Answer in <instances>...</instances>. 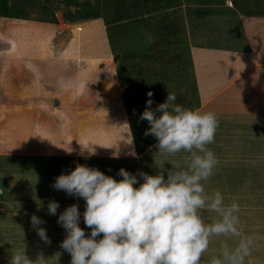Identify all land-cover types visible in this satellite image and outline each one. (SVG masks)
<instances>
[{
	"label": "crops",
	"instance_id": "obj_1",
	"mask_svg": "<svg viewBox=\"0 0 264 264\" xmlns=\"http://www.w3.org/2000/svg\"><path fill=\"white\" fill-rule=\"evenodd\" d=\"M172 3L170 5V2L165 1L166 7L163 9L167 12L181 9L184 11L183 15H188L186 13L188 9L197 7L188 0H174ZM238 4L236 9L234 8L236 11L241 10L240 7H242ZM215 6L213 8L218 9V6ZM144 18L148 16L144 15ZM163 19L164 17L153 18L151 25H167ZM244 20L251 29L244 31V36L248 37L245 39L249 48L240 51L242 47L239 48V46L236 47L238 52L234 53L238 54L237 58L242 55L250 59V62L234 77L227 74V69H223L219 75L214 76L212 81L216 83L213 87L215 92H212L209 97L207 94L200 95L201 79L197 78L198 88L197 85L196 88L199 90L195 95L197 94L196 98H198L199 94L200 100L194 109L214 112L218 119L215 141L208 145L214 152L218 163L213 175L203 182L205 191L212 193L219 190L224 196L225 204L233 202L239 204L238 229L242 236L253 238L255 236L251 255L246 258L245 264H264V197L262 192L253 198L254 204L246 206L243 203L242 206L240 202L251 198L253 194L244 192L247 198H242L241 190L239 194L235 189H228L225 193L222 188H219L221 185L217 183L218 181H215L218 177L219 179L220 177L221 179L233 178L234 172L240 166L254 171V163H259V165L261 161L264 163V21L261 19L254 21L258 22L251 28L247 16ZM246 24L242 23L244 26ZM144 25H148V22ZM236 25L241 27L238 22ZM140 26L137 24L135 29L143 33L144 27L141 30ZM55 37L57 38V34L54 31L49 41L53 43ZM158 39L164 42V38L158 37ZM171 41L175 40L171 37ZM48 43L43 44L50 47ZM257 43L261 46H257ZM27 45L26 49L0 52V57H2L0 63V139L3 138L0 141V171L6 174L3 177L6 180L4 186L10 191V193L2 191L0 194V220L4 219L0 222V264H9L11 253L19 247H26L27 254L32 258L42 252L48 258V264H70V254L67 252L68 255H65L66 251L60 247L65 237L56 236V234L64 235L66 231L60 230L63 227L57 223V220L59 214L72 204H78L83 213L85 201L82 198L69 196L64 191L56 190L53 187L56 177L74 170L77 164L98 168L116 179L122 178L118 176L121 168L133 174L147 172L151 175L165 170L166 175V170L172 165H178L180 168L186 167L185 157L188 153L180 152L175 156L162 154L155 147L158 141L144 153H137L125 99L121 92L126 93V88L121 85L117 75V69L125 67L127 59L124 61L122 56H119V60L115 61L109 44H106L105 52L90 55L78 54V51L75 53L57 51L52 48L41 50L39 47L33 50L31 45L29 48ZM198 48L201 54L197 53ZM202 48L192 45L188 48L187 52L192 65L193 59L197 62L199 56L203 54L206 56L212 50L202 51ZM137 53L132 52L127 55L134 59ZM219 53H221L220 50H215V55ZM212 59L208 57V60ZM67 63L69 64L66 67L71 70V73L64 78L63 65ZM73 64L76 65L75 68ZM146 64L145 68H149L150 65ZM161 69L165 70L164 66L153 69L152 78H145L149 79L152 84H144L140 87L134 78H129L134 82V85L130 86L131 91L146 88L149 90L150 88L152 91L159 92L156 85H159ZM141 70L143 73L134 67L136 74L139 71L140 75L148 76L149 69ZM199 71L201 72L200 77L215 74L212 71L208 73L207 69ZM129 79H125L127 83H130ZM154 83L156 84L153 85ZM108 85H112L114 89H108ZM172 87L171 85V89ZM167 96L168 93L164 97L167 98ZM135 104L136 107H140L143 103L135 100ZM51 120L53 125L49 124ZM2 123L4 127L1 126ZM65 133H70L75 143L76 139H80L79 142L77 141L75 145L72 142L73 144L67 147V145H58V141L52 140L57 138V135L61 136ZM23 138L31 140L41 138V140L39 145L24 146L25 142L20 140ZM16 139L21 142H17ZM117 142H121L119 145L121 149H124L123 153L127 147H133L131 153L125 152L123 155L115 152L113 148H116ZM88 149L95 151V154L85 159L88 156ZM250 154L251 158L246 156ZM112 157L124 160L115 163L110 161ZM146 157L148 158L144 160ZM255 174L259 183H263L264 167L261 172L259 170ZM255 174L250 172L251 176ZM0 182L3 184L1 175ZM224 183L227 184L228 181ZM40 184H43L44 188L35 193L38 188L33 189V187ZM52 200L60 204L56 215H50L47 212L48 202ZM2 201L4 203L14 202V209L7 210L5 205H1ZM33 214L44 221L40 226L46 228L50 243L42 241L37 233H33L34 239L27 236L26 240L24 229L27 230V235L32 231L31 216ZM3 216L8 218H3ZM205 216L206 222H210L215 214L209 216L205 213ZM80 226L85 228L86 233L90 232L83 223V217H81ZM4 230H7L6 237L1 235ZM16 234L19 237L16 238ZM10 236L11 239L14 238L12 241ZM58 238L60 239L57 240ZM238 240L239 238L236 237H212L207 252L209 254L215 252V255H218L222 243L227 242L234 247ZM210 257L203 258L201 264H206Z\"/></svg>",
	"mask_w": 264,
	"mask_h": 264
},
{
	"label": "clouds",
	"instance_id": "obj_2",
	"mask_svg": "<svg viewBox=\"0 0 264 264\" xmlns=\"http://www.w3.org/2000/svg\"><path fill=\"white\" fill-rule=\"evenodd\" d=\"M147 95L140 116L150 126L145 136L156 138L155 147L162 154L188 153L186 167L171 164L166 175L165 170L151 175L121 168L122 178L116 179L98 168L77 164L60 174L53 187L85 201L83 213L72 204L59 214L57 223L66 231L60 247L70 254V264H201L212 237H236L234 247L222 243L219 254L206 264H245L254 238L242 236L238 229L239 204H225L219 190L207 193L203 183L218 163L208 147L215 141L216 114L185 108L170 92L165 102L153 108V93ZM94 154L88 149L85 159ZM59 208V202L52 200L47 212L56 215ZM205 213L215 216L206 222ZM81 217L90 232L80 226ZM43 223L39 216H31L37 235L50 243L46 228L40 226ZM9 264H48V258L42 252L32 258L26 247H19L11 253Z\"/></svg>",
	"mask_w": 264,
	"mask_h": 264
},
{
	"label": "rangeland",
	"instance_id": "obj_3",
	"mask_svg": "<svg viewBox=\"0 0 264 264\" xmlns=\"http://www.w3.org/2000/svg\"><path fill=\"white\" fill-rule=\"evenodd\" d=\"M17 1H18L17 6L20 8H24L27 11V13L31 15L30 16L31 20H34V21L37 20V22H40V23L41 21L38 20V17H41V16L49 17L44 11V8H45L44 3H48L50 7V11H49L50 14L52 13V10H54L56 17L58 18V25L57 27H55L56 30L54 29L55 34H57V38L55 37L53 39V43L52 41H49L50 47H48V45L43 44L44 38L43 40H38V43L40 44L38 45L32 41V38H35L34 36L39 34L40 32L42 35V31L39 30L41 25L32 24V23L28 25L25 24L27 29L26 28L24 29L22 26H19V24L24 23V22L12 23L11 25H7V24H2L1 22L2 18H0V28L2 27V25L3 27L1 29L7 27L8 33L10 34V35H6L5 37L6 39L5 38L3 39H5L9 43L11 42V45L15 47L14 49H10V50H19L21 48L26 49V45L28 44L27 48H29V46L31 45V49L33 50H36L39 47L41 50H44V48L50 50L52 48V50L53 49H56L57 51L64 50V51H68L71 53H75L76 51H78V54L83 53V55L85 54L90 55V54H94L98 52L103 53L106 51V48H107L106 44H109V37H108V30L105 29L106 27L104 25L102 18L89 20L87 22L79 21V22L74 23V22H69L65 20L64 12L67 11L68 6L62 0H47V1L30 0L29 2L27 0H17ZM165 1L167 0H164V2ZM188 1L189 2L192 1L193 4L197 6L195 9L192 8V9L187 10L186 13L189 16L183 15L184 11H182L181 9H176L173 12L170 11L171 13L169 11L167 12V10H164L165 9L164 7H166V4L165 6L158 7L157 11L155 10L157 16L153 18L156 19V18L164 17L163 20L166 21V24H167V25L157 26L158 31L162 33L163 35L164 41L166 40L165 38H168L167 35H170L173 32L174 33L170 37H172V39H174L175 41H170L169 43L161 42L158 39V37H161V36H159L157 31L154 32L152 27H150V33H146L142 36H137V35H140L141 32L140 33L137 32L136 29L133 30L132 34L128 35V38H127V35H125V36H121L123 37V39H119L121 38L120 36L118 38V36H115V34H113L112 41L115 44L114 46L116 47V50L120 54L130 55L132 54V52L133 53L138 52L137 57H134V59L130 58L127 55L126 56L127 62L125 64L126 68L125 67H123L122 69L120 68L121 70L124 69V72L125 71L128 72V73L126 72L124 75L126 76L127 79L134 78V80H136V84L139 85L140 87L143 86L144 84L145 85L152 84L149 81V79H145V78H152L153 69H155L156 67L164 66L165 70L161 69L159 73L160 74L159 85L157 84L158 90H160V92H163V93L168 91V93L170 92V93L175 94L176 103L184 106L185 108L190 109L194 105L197 106L200 100L199 94H198V98H196L197 94L195 95V93L198 92L197 90H199L197 89L198 85L196 84L197 78L198 80L201 79L200 80V90H199L200 95L202 94V96H204L207 94V97H209L212 94V92H215L213 91L214 89L213 87H215L214 85H216V83H213L212 81L214 76L219 75L223 69H227V74L230 77L231 76L234 77L250 62V59L244 58V56L242 55H240L237 58L238 54L234 52H238L236 51L237 49L236 47H239V46H240L239 48L242 47L240 51L245 50L246 48H249L247 45L248 42L246 41L248 37L244 36L245 35L244 31L246 30L249 31L251 29H249V26H247L246 22H244L245 21L244 19H245V16H247V19L249 20V24L251 25L250 26L251 28L254 27V25L257 24L258 22V21L257 22H254V21L258 19L259 20L261 19L264 21V18H260L264 16L262 15L264 13V0H238V1L221 0L222 3L220 0H188ZM199 3H202V4L200 5ZM237 4L238 6H242L240 7L241 10H237V11L234 10V8L236 9ZM215 5H217L218 9L220 10L215 9L216 8ZM200 6H202L203 8ZM214 6L215 8H213ZM70 9L74 11L75 7L71 6ZM212 9L215 11L214 15H212V12H211ZM201 14H208V15L206 17H203ZM169 19L172 21H170ZM237 22L240 24L241 27H239V25L238 26L236 25ZM151 23H152V20H151ZM242 23L246 25L244 26L242 25ZM166 28H168V31ZM20 30L24 32H21ZM35 30H37L36 33H35ZM169 31H171V33ZM180 31H182V33H180ZM178 32L180 35H177ZM184 37L186 38V40ZM124 38L125 39L127 38V39L124 40ZM31 41L33 42L34 46H32ZM172 42H175V43H172ZM260 42L262 45V41ZM253 44H255V42H253ZM5 45L6 44L2 42L0 45V48H6ZM16 45L18 48L16 47ZM186 45H188V47ZM190 45L196 46V47L197 46L203 47L202 51H205V49L207 50L212 49V50L206 56L204 54L199 56V58L197 59V62H196V59H193V65H192L188 52H187L189 51L188 48L190 47ZM256 45L261 46L259 43H257ZM131 46H132V49H131ZM172 46L174 47L172 48ZM199 50L200 49L198 48L197 53L201 54ZM215 50L217 51L220 50L221 53H219V55L218 54L215 55ZM208 57H212L213 59L208 60ZM217 57H220V58L217 59ZM1 58L2 57H0V63H1ZM231 58L233 61L231 60ZM124 61H126L125 58H124ZM137 62L138 64H136ZM146 63L150 65L149 68H145L147 66ZM68 64L69 63L63 65L64 78H66L71 73V70H69L66 67ZM73 66L75 68L76 65L73 64ZM199 66H202V67L199 68ZM134 67L140 70L141 73H143L141 69L143 70L149 69L150 71L148 73V76L145 74L140 75L139 71H137V74H136L134 72ZM203 69H207L208 73L209 71L215 72V74L213 76H209L206 74L204 77H200L199 75L201 74V72L199 70H203ZM153 78H155V76ZM225 80L227 81L228 79L225 77ZM211 84H213L212 87H211ZM171 85L173 86L172 89H171ZM196 85H197V88H196ZM108 89L112 90L114 88L112 85H108ZM121 92L123 93L122 96L125 97L126 94L123 91ZM43 118L46 119V117H43ZM49 124L53 125V121L51 120ZM1 126L4 127V123H2ZM2 139L3 138H1L0 141ZM72 139L73 138H71L70 133L68 134L65 133V134H61V136L57 135V138H54L52 140L58 141L59 143L58 145H64V146L67 145V147H69L73 143H74L73 145H75L77 141L79 142L80 140V139L78 140L76 139L75 140L76 143H75ZM16 140L17 142H21L23 140L25 142L24 146H28V144L39 145L38 143L40 142L41 138L32 139V140L23 138V139H20L21 141H18L19 139H16ZM29 141L31 142L29 143ZM11 144L12 143H10V145ZM119 144H121V142L116 145L115 149L113 148L115 152H119L123 155H125L124 154L125 152L131 153L133 147L132 148L131 146L127 147L125 149V152L123 153L124 149H121V146ZM19 146H23V145H19ZM246 156L251 158V154L246 155ZM147 158L148 157H146L144 160H146ZM122 160L124 159H114V157H112V160L110 161L117 163ZM253 167H254L253 168L254 171H251V169L249 170L246 167L240 166L238 170L234 172L235 176L233 178L224 177L221 179L220 177L219 179L218 177L215 179V181H218L217 183L222 186V187L220 186L219 188H222L224 192L226 190L228 191V189H235L238 191L237 194H239V191L241 190L240 196L242 198L243 197L247 198V196H245L246 193L253 194L251 198H247L246 200H243L241 198V200H243L240 202L242 206L244 204H246V206H250V204H254L252 200L256 195H259L260 192H262V196L264 197L263 195L264 181L263 183H259V180L255 177L256 176L255 173H258L259 170L260 172L262 171L264 167V163L263 161H261L260 165L259 163H254ZM30 170H27V171L29 172ZM250 172L251 174L254 172L255 175L251 176ZM1 173L2 172L0 171L3 184L0 182V194H2V191L10 193V191L6 189V186H4L6 183L5 182L6 180H4L3 177L6 176V174L5 173L1 174ZM224 181H228L227 184L229 185L224 183ZM245 183H247V185H244ZM34 188H38L35 192V193H38L40 190L44 188V186L43 184H40V185L33 187V189ZM244 192L246 193L244 194ZM2 202L3 203H1V205L2 204L5 205L6 206L5 208L7 210L14 209V206H13L14 202L12 201L6 202V203H4V201ZM4 217L8 218L7 216H3V218ZM1 220L4 221V219H1ZM8 223L11 224L10 221H8ZM11 230L12 229H10V231ZM60 230L64 231V229L62 228H60ZM33 233H36L35 229H32V231L28 235H27V230L24 229L26 240H27V236L30 239H34L35 235H33ZM59 234L61 233L59 232ZM1 235L6 237L7 230L2 231ZM56 236L65 237L66 233L64 235L56 234ZM17 237L19 236L16 234V238ZM12 239L10 236L11 241ZM59 239L60 238H58L57 240ZM5 240H8V239H5ZM208 254H209L208 252L204 254V256L201 258V262L203 258H208L210 256L215 255V252H210V254L209 255ZM65 255H68V253L66 252Z\"/></svg>",
	"mask_w": 264,
	"mask_h": 264
},
{
	"label": "trees",
	"instance_id": "obj_4",
	"mask_svg": "<svg viewBox=\"0 0 264 264\" xmlns=\"http://www.w3.org/2000/svg\"><path fill=\"white\" fill-rule=\"evenodd\" d=\"M27 1L29 2L30 0H27ZM62 1L68 6L67 11L64 12V18L65 20L69 22H74V23L79 22V21L87 22L93 19H101V18L103 19L104 25L106 27L105 29L108 30L109 48H111V51L114 54L115 61L119 60V56H122V59L124 58L126 59L127 54L125 55L120 54L116 50V47L114 46L115 44L112 41L113 34H115V36H118V38L119 36L127 35V38H128V35L133 33L135 26L138 24V26L142 25L139 27L141 28V30L144 27L143 33H141L140 36L146 33H150V27H152L154 32L157 31L159 36L163 38L162 33L158 31V27H157L158 25H151V20L153 17L157 16L156 14L157 8L161 6H165L164 0H62ZM167 1L171 3L170 5H172L173 4L172 2L174 0H167ZM17 3H18L17 0H0V18H2V21H1L2 24L11 25L12 23L24 22V23L19 24V26H22L24 29L25 28L27 29L26 25L31 24V23L41 25L39 30L42 31V35L40 32L39 34L34 36L35 38H32V41L40 45L38 43V40H43L44 38L43 43H48L49 39L51 38L52 33L54 32L55 27H57L58 25V18L56 17L54 10H52V13L50 14L49 4L44 3L45 4L44 11L49 17H43V16L38 17V20L41 21L40 23V22H37V20L36 21L31 20L30 19L31 15H29L24 8L18 7ZM71 6L75 7L74 11L70 9ZM211 12H212V15H214L213 9L211 10ZM208 14H201V15L203 17H206ZM144 15H147L148 18H144ZM145 19H147V21H144ZM145 22H148V25H144ZM1 28H0V33H1L0 45L3 42L4 44H6L5 45L6 48H0V52H7V51H10V49H14L15 47L11 45V42L9 43L5 40L6 35H10L8 33L7 27L3 29ZM166 29L168 31V28ZM36 31L37 30H35V33ZM171 31L169 32L171 33ZM21 32H24V31H21ZM173 33H171L170 35H167L168 38H165L166 39L164 41L165 43H169L171 41L170 36ZM180 33H182V31H180ZM177 35H180L179 32ZM126 39L124 38V40ZM131 49H132V46H131ZM121 69L118 68L117 75H118V79L121 85L125 86L126 88V93H125L126 95L124 97L125 99L124 101H125V107L127 110L128 118H129L131 132L133 134L135 149L137 153L142 154L146 150H148L153 144L157 142L154 136L152 135L145 136L144 133L150 126L147 123V121L140 119V116L142 115L143 111L145 110L147 106V100L149 99L147 94L149 92L153 93L151 97V99L153 100L152 107L155 108L158 104L166 101V98L164 96L165 94L168 93V91L164 93L160 91L155 92V91H152L150 88L149 90H147L146 88V89H140L137 91H131L130 86L134 85V82L133 80H131L132 78L131 79L128 78L131 81L130 83H127V81L125 80L127 78L126 76H124L125 74L123 70ZM155 84L156 83H154L153 85ZM135 100H137L140 103H143L142 106L136 107ZM196 107L197 106L194 105L190 109H194Z\"/></svg>",
	"mask_w": 264,
	"mask_h": 264
}]
</instances>
